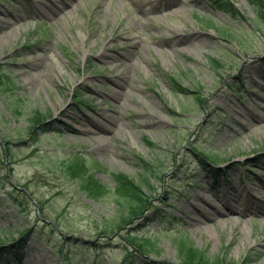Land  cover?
I'll list each match as a JSON object with an SVG mask.
<instances>
[{
    "label": "rangeland",
    "instance_id": "1",
    "mask_svg": "<svg viewBox=\"0 0 264 264\" xmlns=\"http://www.w3.org/2000/svg\"><path fill=\"white\" fill-rule=\"evenodd\" d=\"M37 1L0 0L22 15L0 31V244L25 247L11 264H185L183 238L223 264H264V118L248 126L251 112L264 116V0H230L236 13L211 0H64L61 13ZM179 29L198 40L177 42ZM107 42L116 66L100 53ZM71 159L106 194H86L67 175ZM114 173L149 184L144 209L109 230ZM189 201L216 220H190ZM223 204L235 216L223 218ZM146 237L157 249L137 246Z\"/></svg>",
    "mask_w": 264,
    "mask_h": 264
},
{
    "label": "trees",
    "instance_id": "2",
    "mask_svg": "<svg viewBox=\"0 0 264 264\" xmlns=\"http://www.w3.org/2000/svg\"><path fill=\"white\" fill-rule=\"evenodd\" d=\"M220 9H226L234 10V5L229 0H213ZM174 88L177 91H185V89L182 88L180 83L176 80L173 81ZM7 85V82L2 79V75L0 72V92H6L4 87ZM84 95L81 93L79 97V104H87L86 99L83 97ZM13 110L18 113L19 108L16 106H12ZM41 112L36 110L32 114L31 120H37L40 117H43ZM48 124H43L45 129H47ZM144 160V159H143ZM86 163V161H84ZM146 166H148V163L146 160L143 161ZM216 162L208 159V163L205 161V166L209 170V172L216 177L217 182L219 183V180L222 179L224 176L223 171L221 168H219L216 164ZM86 164L81 165L80 168L82 170H79V167L77 165L76 159H71L68 162V166L66 167L67 175H71L74 178L75 175L78 177L77 180L80 182V187L83 189L86 194H88L91 197L98 198L99 196L106 194L103 193L101 189V184H99L98 181L94 180L93 176L89 171H85L83 168ZM78 168V169H77ZM77 170V171H76ZM116 180V184L113 187L112 193L115 194V199L118 204L119 208V215L116 216L115 219L112 220L110 223H106L105 227L109 230H113L116 226L120 225V223L126 224L127 221L134 215L139 214L147 204V196L145 195V187L149 184V178L145 175H141L140 177H131L125 173H114L113 174ZM129 201V202H128ZM141 244H137V246L142 247L145 243H149V238L142 239ZM2 244V243H1ZM0 244V245H1ZM150 244V243H149ZM151 245V244H150ZM146 251H153L156 249V246L151 245V247L144 246ZM24 244L22 242L16 243L10 246H0V264H11L12 260L15 258H20V254L18 253V249L22 250L24 249ZM1 253H6L5 255H1ZM19 254V255H18ZM178 254L179 258L185 263V264H223V259L221 256L219 257H212L208 255L205 251H203L201 248H197L193 245H191L186 239H181L178 241ZM69 264H72L69 262ZM146 264H157L154 261L149 260Z\"/></svg>",
    "mask_w": 264,
    "mask_h": 264
},
{
    "label": "bare ground",
    "instance_id": "3",
    "mask_svg": "<svg viewBox=\"0 0 264 264\" xmlns=\"http://www.w3.org/2000/svg\"><path fill=\"white\" fill-rule=\"evenodd\" d=\"M30 1H32V0H30ZM42 0H38L37 2H41ZM47 1H50L49 2V5H52V6H54V7H56L57 8V10H58V13H61L62 11H64V8H65V4L67 5V2L65 1L64 2V0H47ZM192 0H189V2H191ZM158 2H159V0H158ZM170 1L169 0H167V3H169ZM153 3V1H150L149 0V4H152ZM161 7H164V4H163V2H162V0L159 2V7H157V9H160ZM39 8V7H38ZM180 8H182V9H184V7H182V6H180ZM184 10H186V9H184ZM39 11L41 12V13H43L42 12V10H41V8H39ZM0 14L2 15L1 17H0V31H5V30H8V28L11 26V24H14V23H16L17 21H19V18L20 17H22V15H20V14H17L16 12H14L13 10H10V9H7L6 11H0ZM180 30H184V29H179V31L178 32H176V36H173V35H170V36H172L173 37V39L174 40H176L177 42L179 41V40H181V41H184V42H187V43H190V42H192V41H194V40H198V38H195V37H193V36H190V34L189 33H185V32H183V31H180ZM179 34V35H178ZM183 35H185V37H182ZM165 38H167V36H165V37H163L162 39H165ZM109 46H111V44H110V42H107V43H105V45H104V47H103V49H102V51L100 52L101 53V55H102V57L103 58H111L112 60H110V61H112L113 62V64H114V66H116L117 64H119V60H117V59H114V55L113 54H111L110 52H109V49H110V47ZM125 73H126V71H124V72H122L121 73V75H119L116 79H115V82L118 84V85H120V86H122V85H124L126 82H131L130 81V79L125 75ZM153 109L152 108H148L147 109V113L148 114H153V113H155L154 111H152ZM158 116V115H157ZM160 116V115H159ZM158 116V117H159ZM250 116H251V119L248 121V126H252V125H254V123L256 122V121H258L259 119H262V118H264V116H263V113L261 112V111H258L257 113H253V112H251L250 113ZM161 117V116H160ZM160 120V119H159ZM108 121H109V123H111V124H113V120L111 119V117L109 116V119H108ZM90 122L93 124V125H95L98 129L101 127V126H104V127H101L103 130H108V129H110L109 128V125L108 124H102L101 122H97V121H91L90 120ZM84 130H86V132H88V133H95V134H98V130L94 127V126H92V125H89V126H87V127H85V129ZM103 138L102 137H99V140H102ZM193 162H191V163H189V162H187V161H185L184 162V164H186V165H188V166H190V164H192ZM237 187V186H236ZM261 189H264V177H263V182H262V184H261ZM246 188V189H245ZM251 188H253V186L252 185H248V184H246L245 185V187H244V190L243 191H241V190H239V188L237 187L236 189H235V191H234V196L236 197V198H233V199H235V200H237V201H239V203L242 201V199H243V196H245V190H247V189H251ZM259 191V190H258ZM168 192H170L169 190H167V193ZM249 195H251V196H254V193H250ZM232 196V195H231ZM230 196V197H231ZM196 199H200V200H208V199H206L204 196H202V195H197V198ZM165 200H167L166 198H165ZM210 202V201H209ZM188 204L189 205H191V206H193V207H196L194 210H188L190 213H192V214H190V215H187L188 217H189V219L191 220V219H193L195 222H197V223H201V222H205V220L206 221H213V220H216V218H217V215H216V213L214 212V214L215 215H210L209 217L208 216H206V214H207V212H204L203 210H200L199 208H198V206H195L196 205V203L194 202V201H189L188 202ZM195 204V205H194ZM212 204V203H211ZM223 205H225V208H220V207H215V209H219L218 210V213L221 215V216H223V218H227V217H229V216H235V209H236V206H234V205H228V204H223ZM249 212V208L248 207H245L244 209H243V213H241L242 215H246L247 213ZM211 214H213V213H211ZM203 217V218H202ZM205 219V220H204Z\"/></svg>",
    "mask_w": 264,
    "mask_h": 264
}]
</instances>
